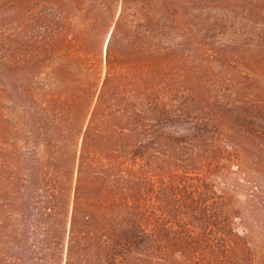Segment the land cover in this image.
I'll return each mask as SVG.
<instances>
[{"label": "trees", "instance_id": "obj_1", "mask_svg": "<svg viewBox=\"0 0 264 264\" xmlns=\"http://www.w3.org/2000/svg\"><path fill=\"white\" fill-rule=\"evenodd\" d=\"M220 8L264 32V0H0V264H264V38L202 79Z\"/></svg>", "mask_w": 264, "mask_h": 264}, {"label": "rangeland", "instance_id": "obj_2", "mask_svg": "<svg viewBox=\"0 0 264 264\" xmlns=\"http://www.w3.org/2000/svg\"><path fill=\"white\" fill-rule=\"evenodd\" d=\"M240 10L238 8H220L197 12L199 14L198 21H200L201 25H207L216 18L224 20L222 27L218 25L215 31V45L216 47H221L223 51L217 52L209 46H202L199 51L196 50V65L200 67L202 79L206 81L218 80L220 83L240 84V81L243 80L239 74L240 71L248 73L245 59L250 55V50L254 48V44L258 43V41L262 42L264 32L262 29L259 30V28L256 30L252 25L253 23L248 21L246 15L242 14ZM0 29L10 34L18 31L19 27L17 22L8 20L7 25ZM204 50L205 52H203ZM223 52L226 54V60H215L221 59ZM260 53L257 52L258 55ZM242 56L246 58L243 60ZM229 61L232 63L231 65ZM233 64L237 65L238 68L231 67ZM262 73H264V70ZM261 77H264V75H261ZM235 194L238 196V199L244 198L243 194L238 192Z\"/></svg>", "mask_w": 264, "mask_h": 264}]
</instances>
